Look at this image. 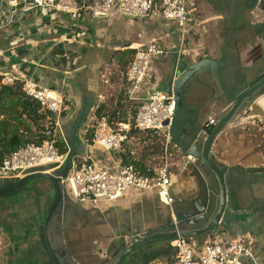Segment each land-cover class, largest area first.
Listing matches in <instances>:
<instances>
[{
  "label": "crops",
  "instance_id": "0c3cea01",
  "mask_svg": "<svg viewBox=\"0 0 264 264\" xmlns=\"http://www.w3.org/2000/svg\"><path fill=\"white\" fill-rule=\"evenodd\" d=\"M90 4L87 1V6ZM189 6L190 29L179 56L180 32L175 21L131 17L117 11L106 18H94L89 7L69 13L14 10L10 18L7 6L0 1V75L34 79L63 97L67 110L61 116L56 140L65 150L62 155L66 159L70 156L79 164L108 168L130 161L142 174L152 175L161 165L152 162L159 158V152L152 146L147 154L140 155L137 146L142 139L151 141L160 133L132 130L120 151L109 152L91 139L95 118L100 116L98 109L113 120L111 123H132L143 99L154 89L167 91L179 70L205 56L227 63L224 74L231 92L249 88L264 76V0H189ZM150 41L164 44L169 53L155 59L149 81L136 100H129L125 74L122 80L116 76V69L120 71L121 67L117 56L127 49L137 52ZM256 101L259 106L254 112L250 106H243L215 138L210 157L220 166L241 169L231 170L226 177L232 209L237 213L234 224L219 231L227 236L256 237L255 260L264 264V172H247L263 167L264 93L258 94ZM183 104L194 119L187 125V138L200 142L206 138L210 119L217 122L232 106L210 69H203L186 83ZM111 109L117 122L110 116ZM174 147L176 157L171 153L170 159L173 204L161 203L155 191L138 190H129L113 202L82 204L71 200L70 207L59 220L54 216L49 228L50 241L63 260L71 264H112L114 259L109 257L117 253L119 241H128L124 234L140 228L155 236L169 229L170 225L164 224L169 207L184 219L188 212H202L209 196L216 205L219 203L214 173L181 152L175 143ZM207 236L209 233L195 237L201 239L198 246ZM174 241L155 245L149 259L135 264H177ZM84 242L92 247V259L68 255L70 245ZM15 244L1 228L0 264L45 263L37 249Z\"/></svg>",
  "mask_w": 264,
  "mask_h": 264
},
{
  "label": "built area",
  "instance_id": "2783aa9c",
  "mask_svg": "<svg viewBox=\"0 0 264 264\" xmlns=\"http://www.w3.org/2000/svg\"><path fill=\"white\" fill-rule=\"evenodd\" d=\"M14 10L53 9L60 12H78L89 7L94 18H106L114 11L131 17L157 18L175 21L180 32L178 55L183 53V44L190 29L189 0H8ZM87 1L90 5L87 6ZM168 48L159 41H150L138 49L125 73V95L136 100L137 94L149 81L155 59L166 56ZM178 67V65L176 66ZM14 77L5 74L3 82L12 83ZM25 94L36 99L49 116L46 120V138L40 144L27 143L4 157L0 164V177H21L29 168L57 163L63 168L66 157L56 145L57 131L61 130V116L67 107L61 95L50 88L40 86L34 79L23 80ZM175 110L172 94L154 89L137 106L133 122L111 123L106 115L95 118L91 136L93 142L109 152H118L129 140L132 130L162 133L165 138L162 164L152 175L142 174L133 164H116L113 168L93 163L79 164L71 160V168L65 177L60 176V185L70 200L82 204L113 202L129 190L155 191L161 203L171 206V153L169 146L170 124ZM165 122L168 124L165 125ZM216 120L210 119V124ZM264 167V157L262 159ZM187 238L174 241L177 264H260L255 260L253 238L249 234L227 236L225 232L207 236L201 246L191 245Z\"/></svg>",
  "mask_w": 264,
  "mask_h": 264
},
{
  "label": "water",
  "instance_id": "95a60500",
  "mask_svg": "<svg viewBox=\"0 0 264 264\" xmlns=\"http://www.w3.org/2000/svg\"><path fill=\"white\" fill-rule=\"evenodd\" d=\"M8 8L9 16L12 17L13 8L8 0H0ZM3 24L0 25L2 27ZM226 62L205 56L197 62L179 70L178 76L169 84L166 92L174 97L175 110L170 124V138L181 150L195 161H199L208 167L216 176L219 185V203L216 205L213 197H208L205 209L200 212H188L184 219L175 217L169 229L163 233L151 236V231L145 232L139 228L136 232L126 233L131 241L124 238L116 246L117 253H114L112 264H126L128 258L133 253H141L136 262L143 258L150 257L155 249L154 246L163 242L177 240L179 238H193L213 232L220 227L228 228L234 224L236 212L232 209L230 199L229 183L226 180L231 170H241L240 168L220 166L210 157V151L215 138L230 124L236 117L240 109L248 105L254 112L259 106L256 98L258 94L264 93V76L253 86L244 90L231 92L225 79ZM203 69H210L216 77L222 95L232 103L231 108L215 123L211 124L206 130V138L192 141L187 138V125L194 121L192 111L184 108L183 95L186 83ZM264 116V115H263ZM252 117V115H250ZM168 123L165 122V125ZM71 168L70 156L62 169L58 168L57 163H50L29 168L23 172L21 177H0V197L11 192L19 191L23 186H27L30 181L44 179L50 182L53 188V198L49 203L41 225V236L45 251L53 264H71L53 247L49 238V228L54 216L60 219L62 212L70 207L71 200L60 185V176L65 177ZM249 173L264 172V167L247 170ZM192 208V207H190ZM201 225V227H199ZM197 227V228H196ZM61 256V257H60Z\"/></svg>",
  "mask_w": 264,
  "mask_h": 264
},
{
  "label": "rangeland",
  "instance_id": "374dc122",
  "mask_svg": "<svg viewBox=\"0 0 264 264\" xmlns=\"http://www.w3.org/2000/svg\"><path fill=\"white\" fill-rule=\"evenodd\" d=\"M120 66V71L119 69H116V76H118L122 80L121 76L124 77V74L126 73L125 69L127 68H125L123 65ZM112 110L113 109L110 110V113H112L110 114V116L111 118L114 117V122H117L118 117L115 115L116 113H114V111ZM111 121L113 120L111 119ZM156 138H151V141L147 142H144L145 139H142L141 143L137 146V151L140 155L147 154V150L150 147L155 146L161 158L159 156V158H155L152 162L158 164L159 166L163 162L162 156L164 151L165 138L162 133H160L157 139ZM175 150L176 148L174 147V143L171 142V145L169 146V152L173 153L172 158L176 157V155L174 154ZM28 185L27 186L31 188L29 190H25L23 194L19 195L16 198H14L13 196H6L0 198V229L2 228V230L10 234V239L12 241L14 240L16 243L15 246L20 245L23 247L27 246L28 248L37 249V251L41 253L42 257L46 259L44 264H51L41 240V225L44 219L45 211L47 210V207L53 197V188L50 182L44 179L30 181ZM166 212L167 213L165 216L164 224L168 223L167 225H170L172 224L173 218L175 216H178V213L174 212V210L170 207L166 210ZM219 232L221 231L217 229L213 232H210L209 235L214 236L216 233ZM200 240L201 239L197 240L195 237H193L188 240V243L191 245H198L201 242ZM130 241L131 238H128V242ZM253 242H256V237L255 240L253 238ZM162 244L167 243L164 242ZM113 245H115V243ZM159 245L160 244H158V246ZM154 248H156V246ZM68 249L70 250V252L68 253L69 256L75 255L76 257L88 259H92L93 257L92 247L88 245L87 242H84L83 245L78 246L70 245ZM140 254L141 253L135 252L130 255L128 258V263L135 264ZM113 259L114 254L109 257V260ZM143 260H147V258L145 257L141 261Z\"/></svg>",
  "mask_w": 264,
  "mask_h": 264
},
{
  "label": "trees",
  "instance_id": "16d2710c",
  "mask_svg": "<svg viewBox=\"0 0 264 264\" xmlns=\"http://www.w3.org/2000/svg\"><path fill=\"white\" fill-rule=\"evenodd\" d=\"M135 53V49L121 52L117 56L120 65L128 67ZM3 78L0 75V164L4 157L23 145L42 143L46 138V120L49 116V112L36 99L25 94L23 80L15 78L12 83H5ZM97 115H101V109H98ZM56 145L60 147L58 142ZM64 151L62 147L59 148L60 154ZM125 163L132 164L130 161Z\"/></svg>",
  "mask_w": 264,
  "mask_h": 264
},
{
  "label": "flooded vegetation",
  "instance_id": "af4514ba",
  "mask_svg": "<svg viewBox=\"0 0 264 264\" xmlns=\"http://www.w3.org/2000/svg\"><path fill=\"white\" fill-rule=\"evenodd\" d=\"M28 186H29V185H28ZM28 186H23L19 191L11 192V193H9V194H7V195H3V196H1L0 198L6 197V196H13L14 198H16V197H18L19 195L23 194V193L25 192V190H29V189L31 188V187L29 188ZM177 218L180 219L179 216H178ZM108 255H111V254L108 253ZM47 256H48V255H47ZM48 258H49V257H48Z\"/></svg>",
  "mask_w": 264,
  "mask_h": 264
}]
</instances>
